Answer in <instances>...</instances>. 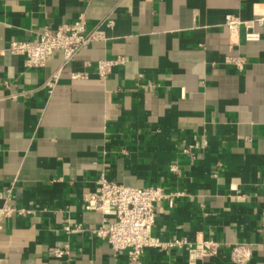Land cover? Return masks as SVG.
I'll return each instance as SVG.
<instances>
[{
	"label": "crops",
	"instance_id": "0c3cea01",
	"mask_svg": "<svg viewBox=\"0 0 264 264\" xmlns=\"http://www.w3.org/2000/svg\"><path fill=\"white\" fill-rule=\"evenodd\" d=\"M81 14L89 30L108 16L115 25L67 66L61 52L28 68L6 51ZM229 14L253 21L264 0H0V192L12 188L31 212L4 222L0 264H128L91 233L104 216L86 210L84 196L101 172L183 192L174 208L157 204L152 234L222 244L197 264H264V25L246 42L243 28L227 31ZM227 56L244 57V69ZM118 57L126 63L101 79L98 62ZM67 224L81 231L67 234ZM66 244L68 256H49ZM143 262L188 264V251L148 249Z\"/></svg>",
	"mask_w": 264,
	"mask_h": 264
},
{
	"label": "built area",
	"instance_id": "2783aa9c",
	"mask_svg": "<svg viewBox=\"0 0 264 264\" xmlns=\"http://www.w3.org/2000/svg\"><path fill=\"white\" fill-rule=\"evenodd\" d=\"M264 25V15L257 16L253 21H243L240 18L227 15L224 26L231 36H236L241 28L244 29L246 42L258 41L260 34L253 30L254 25ZM114 20L108 16L91 30L87 28V20L84 14L69 24H63L56 30L45 29L40 38L36 41H14L7 48V52L24 58L28 68H44L49 59L56 53L61 52L63 66L71 64L78 53L95 41L105 40L103 28H112ZM237 44L235 40L230 44L232 49ZM125 58L118 57L113 60H101L98 62V75L106 79L113 69L124 65ZM225 63L243 70L246 59L242 56H227ZM75 79L86 78L85 73H72ZM58 74L45 83V88L51 94ZM196 146H188L184 153L192 155ZM171 171L176 172L177 168L172 166ZM98 189L94 193L84 196V205L90 212L101 213L104 217L102 224L91 230L92 235L108 243L114 253H126L128 264H144L143 257L148 249H187L188 264H197L205 259L215 257L222 244L212 238L196 240L174 239L163 241L152 234L157 221L156 206L166 202L170 208H174L178 198L184 196L183 192H166L161 187L135 188L119 184L109 179L105 172H101L97 179ZM0 231L4 222L14 216H24L31 212L20 208L14 202L13 190L9 188L5 193L0 192ZM112 216L113 221L108 217ZM67 234L80 232L79 227L70 224L64 226ZM242 246L232 248V256L235 262L243 263L245 258L240 254ZM69 246L52 247L48 254L54 258H64L69 255Z\"/></svg>",
	"mask_w": 264,
	"mask_h": 264
}]
</instances>
